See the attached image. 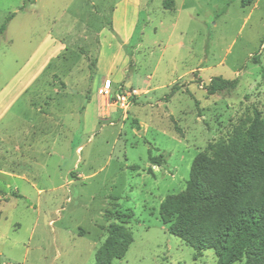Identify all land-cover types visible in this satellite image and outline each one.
<instances>
[{
  "label": "rangeland",
  "instance_id": "rangeland-1",
  "mask_svg": "<svg viewBox=\"0 0 264 264\" xmlns=\"http://www.w3.org/2000/svg\"><path fill=\"white\" fill-rule=\"evenodd\" d=\"M165 1L142 0L106 78L103 37L80 24L113 0H0V264H94L117 211L133 241L112 264H216L159 206L208 143L264 116V0ZM215 77L237 85L208 95Z\"/></svg>",
  "mask_w": 264,
  "mask_h": 264
},
{
  "label": "trees",
  "instance_id": "trees-1",
  "mask_svg": "<svg viewBox=\"0 0 264 264\" xmlns=\"http://www.w3.org/2000/svg\"><path fill=\"white\" fill-rule=\"evenodd\" d=\"M4 30L5 24L0 34ZM236 85V80L215 77L205 89L214 95ZM244 126L208 143L192 160L185 189L166 196L159 206L167 232L192 248L196 257L212 250L216 264H264V116L255 111ZM111 216L118 223L107 227L94 264L123 258L133 241L126 227L132 213Z\"/></svg>",
  "mask_w": 264,
  "mask_h": 264
},
{
  "label": "crops",
  "instance_id": "crops-1",
  "mask_svg": "<svg viewBox=\"0 0 264 264\" xmlns=\"http://www.w3.org/2000/svg\"><path fill=\"white\" fill-rule=\"evenodd\" d=\"M141 2L142 0H113V6L110 8L108 21L92 33L88 31L90 28L95 29L94 26H89V23L80 24V29L82 30L80 35L83 36L85 40L88 34L103 37L98 44L99 53L95 71L99 69L106 49L108 58L106 59V65L103 67V69L107 70L106 78L110 77L109 71L114 69L116 65H124L125 61L122 60L120 52L130 43L133 34L139 26L142 8Z\"/></svg>",
  "mask_w": 264,
  "mask_h": 264
},
{
  "label": "built area",
  "instance_id": "built-area-1",
  "mask_svg": "<svg viewBox=\"0 0 264 264\" xmlns=\"http://www.w3.org/2000/svg\"><path fill=\"white\" fill-rule=\"evenodd\" d=\"M106 85L108 86L109 85V81H106ZM105 94H108V90L107 89H105L104 91H103ZM115 102L117 103V104H119V106H121V107H124V102H125V100H126V93H119V94H116L115 95Z\"/></svg>",
  "mask_w": 264,
  "mask_h": 264
}]
</instances>
